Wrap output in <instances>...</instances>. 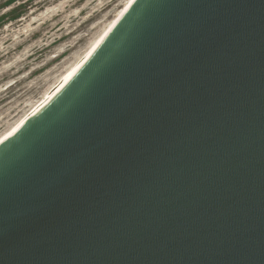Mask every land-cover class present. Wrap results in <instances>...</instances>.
<instances>
[{"label":"water","instance_id":"1","mask_svg":"<svg viewBox=\"0 0 264 264\" xmlns=\"http://www.w3.org/2000/svg\"><path fill=\"white\" fill-rule=\"evenodd\" d=\"M0 264H264V0H134L0 143Z\"/></svg>","mask_w":264,"mask_h":264},{"label":"rangeland","instance_id":"2","mask_svg":"<svg viewBox=\"0 0 264 264\" xmlns=\"http://www.w3.org/2000/svg\"><path fill=\"white\" fill-rule=\"evenodd\" d=\"M128 1L15 0L0 8L26 10L0 25V138L55 88Z\"/></svg>","mask_w":264,"mask_h":264},{"label":"bare ground","instance_id":"3","mask_svg":"<svg viewBox=\"0 0 264 264\" xmlns=\"http://www.w3.org/2000/svg\"><path fill=\"white\" fill-rule=\"evenodd\" d=\"M134 0H129L126 5L122 7L118 15L110 22L107 28L101 33V35L93 42V44L88 48L87 52L81 57V60L73 66V68L66 72L62 77L61 81L57 82L55 84V88L48 92L46 94V97L37 104L31 112H27L23 118L20 119V121H17V124L11 128L10 131H8L5 135L1 136L0 143L3 142L6 138H8L11 134H13L20 126H22L27 120H29L32 116H34L37 112H39L48 102H50L57 94L60 92V90L73 78V76L80 70V68L89 60V58L94 54L96 49L100 46V44L103 42L105 37L109 34V32L112 30V28L115 26V24L118 22V20L121 18V16L124 14V12L128 9V7L132 4Z\"/></svg>","mask_w":264,"mask_h":264},{"label":"trees","instance_id":"4","mask_svg":"<svg viewBox=\"0 0 264 264\" xmlns=\"http://www.w3.org/2000/svg\"><path fill=\"white\" fill-rule=\"evenodd\" d=\"M15 0H6V3L13 2ZM5 1L0 4V8L4 7V4H6ZM9 7V6H8ZM25 5L20 4L18 6H14L0 14V25H5L8 22L16 21L18 20L23 13L26 11L24 10Z\"/></svg>","mask_w":264,"mask_h":264}]
</instances>
